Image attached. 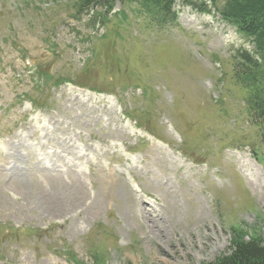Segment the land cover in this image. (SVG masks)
Masks as SVG:
<instances>
[{
  "label": "rangeland",
  "instance_id": "374dc122",
  "mask_svg": "<svg viewBox=\"0 0 264 264\" xmlns=\"http://www.w3.org/2000/svg\"><path fill=\"white\" fill-rule=\"evenodd\" d=\"M78 1L0 0V264L264 244V143L233 59L251 46L183 0L165 27L119 3L98 26Z\"/></svg>",
  "mask_w": 264,
  "mask_h": 264
},
{
  "label": "trees",
  "instance_id": "16d2710c",
  "mask_svg": "<svg viewBox=\"0 0 264 264\" xmlns=\"http://www.w3.org/2000/svg\"><path fill=\"white\" fill-rule=\"evenodd\" d=\"M187 6L201 12L217 13L227 24L234 27L245 43L251 46L241 48L233 55L235 77H247L245 105L251 113V121L258 128L264 143V0H183ZM76 10L79 14L89 10H102L96 14L101 24L106 14L112 11L114 3L134 5L138 13L154 26L165 27L175 23V0H79ZM81 12V13H80ZM174 25V24H172ZM241 81V80H240ZM207 264H264V244L257 240L236 241L227 255Z\"/></svg>",
  "mask_w": 264,
  "mask_h": 264
},
{
  "label": "bare ground",
  "instance_id": "6f19581e",
  "mask_svg": "<svg viewBox=\"0 0 264 264\" xmlns=\"http://www.w3.org/2000/svg\"><path fill=\"white\" fill-rule=\"evenodd\" d=\"M77 183V182H76ZM78 188V187H77ZM70 193V192H69ZM76 195V194H75ZM45 199V198H44ZM46 202V201H45ZM55 203V202H54ZM53 204V203H52ZM49 206V205H48Z\"/></svg>",
  "mask_w": 264,
  "mask_h": 264
}]
</instances>
